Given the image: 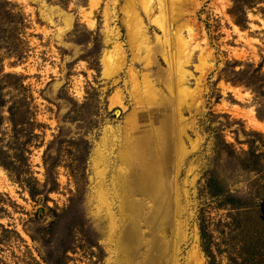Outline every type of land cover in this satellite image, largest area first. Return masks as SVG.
I'll return each instance as SVG.
<instances>
[{"label": "rangeland", "instance_id": "rangeland-1", "mask_svg": "<svg viewBox=\"0 0 264 264\" xmlns=\"http://www.w3.org/2000/svg\"><path fill=\"white\" fill-rule=\"evenodd\" d=\"M159 6L0 0V264H264V0ZM172 19V33L192 35L188 93L161 27ZM99 153L111 232L96 206ZM150 158L163 188L148 197ZM116 170L136 216L112 192Z\"/></svg>", "mask_w": 264, "mask_h": 264}, {"label": "bare ground", "instance_id": "bare-ground-1", "mask_svg": "<svg viewBox=\"0 0 264 264\" xmlns=\"http://www.w3.org/2000/svg\"><path fill=\"white\" fill-rule=\"evenodd\" d=\"M140 1H141V5L143 6L144 10H146V13H149V15H150L151 14V2H152V0H140ZM186 1L187 0H185V1L183 0L182 2H179V3H177L175 1V3H174V0H167V1L166 0H159L160 6H159L158 9H161V11H163L168 6V7H171L172 10H174V9H176L175 5H177L178 8H181L182 5L186 4ZM174 18H175V16H173V19ZM173 19L170 22H168V21L166 22L165 21L164 22V25H161V24L160 25H161V27L163 26V28L165 29L166 35H169L171 33L170 35H171V38L172 39L170 40V47L172 46L173 47V50H174L173 55H174V64H175L173 66L176 68L175 71H176V75L178 76L179 84L183 85L184 86L183 87V91L185 93H188L187 90H186V88H185V85H184V83H186V81L184 80V71L185 70H184V64L181 62V60H185L184 59L185 57H190L191 56L190 52L188 51V47H189V44L191 43L192 35L190 33V34H188V36H190V39L186 38L187 36L185 35V33H183L182 29H175V32L172 33L171 32V27H172L171 23H173ZM137 23L139 25L138 27H140V24L143 25V23H144L143 19L139 15L137 16ZM132 32H134L135 34H133V35H135L137 37V29H135ZM142 32H143V30H142ZM145 33H146V29L144 28V41H145L146 44H148L149 42H148V40H146V37H145L146 34ZM140 35L142 36V34H140ZM117 46H118V44H117ZM120 49L121 48H119L118 51H120ZM107 62L109 63V65L111 66V68H114V70L117 69L118 66H120V60H117L115 62H112L111 58H110V60L108 58V61ZM119 101H120V99H119ZM149 140L151 141L152 138H150V139L148 138V140H144L143 139L140 142H137L136 146H137V148L141 149V151H138L137 152V154L135 156V159L136 160H137V158L139 156L142 159L143 163H146L149 160V156L148 155L151 154L150 152H153V149H154L153 147L148 146V144H149L148 141ZM111 142L113 143L114 142V139H112V140L106 139L105 140L104 145H106V150H109L110 145L113 146V144H111ZM181 144H183V141L182 140H181ZM122 156L125 157L127 155L126 154H123ZM130 157L131 156H127V158H130ZM97 158H98V161L96 163V171H97L96 172V175H97L98 181L95 184L96 185V188H95V191H94V192H96V197H97L96 198V200H97V205L96 206H97V208L102 206L103 208H105L107 210V213H106L107 215H105V216H106V218L108 220H110L111 225L108 228V232H111L114 229L113 222H115L116 220H115V215L113 214V211L111 210V206H112V199H111V192H110L111 191V188L109 187L108 183L106 182V178H105V173H107V170L109 169V167H108L109 158L107 157V155H105L103 153H99ZM154 160L156 161L157 158L154 157ZM155 161H152V159H151L150 162H149V164H151V167H148V168H146L144 170V179H145V181H148V179H149V182H150V183H148V189L146 191L148 197L151 196L155 192L156 186H158V189L163 188L160 185H157L156 184V181L157 180H160V178H159V170H158L159 167H158V165H157V163ZM153 162L157 166L156 168L152 167ZM116 172H117L116 173L117 175L115 174V177H113V179H112V185H113L115 191H112V192L115 193V194H118L120 196L121 201H119V202H121V204H122V208L124 210L123 212H125L127 214L128 213L129 214L130 213L131 214L134 213V215L136 216V213H137V207L136 206L137 205L133 203L132 196L127 193V188L125 187L126 184H127L126 183V178L123 177L124 174L122 175V172L120 173L119 170H116ZM140 185L143 186L144 184H142L140 182ZM154 196L155 195H153V197ZM180 201H181L180 200V194L177 193V203H176V206L178 208L176 207L175 209H178V211H180V208H181ZM163 206L165 207V205H161L160 207L163 208ZM155 212H156V214H155ZM162 212L163 211H161V210L155 209L154 210V217H155V219L157 217L161 218L160 217V214ZM130 217H133V215H131ZM159 220H161V219H159ZM163 243L165 245V249L170 250L169 242L168 241H165ZM148 244H150L149 247L151 249L153 247L152 243L149 242ZM178 245H179V241L177 239V242L176 243L174 242V248L176 250H178ZM128 249H130V247ZM175 261H176V258H173V257L172 258H169L168 261H167V264H176Z\"/></svg>", "mask_w": 264, "mask_h": 264}, {"label": "trees", "instance_id": "trees-1", "mask_svg": "<svg viewBox=\"0 0 264 264\" xmlns=\"http://www.w3.org/2000/svg\"><path fill=\"white\" fill-rule=\"evenodd\" d=\"M6 2V1H5ZM6 74H11V73H6ZM2 104V103H1ZM8 108V111H9V119H10V121H11V123H12V128H14V126L16 125V124H19L20 122H18L17 120L18 119H16L15 118V116H17L16 115V113H17V111L15 110V107H13V106H8L7 107ZM19 113V112H18ZM17 113V114H18ZM2 120H3V114L1 113V111H0V124L2 123ZM0 150H4V149H2V147H0ZM256 238V237H255ZM259 241V240H258ZM256 242H257V238H256V241H255V239L252 241V243H251V246L252 247H256ZM253 252V251H252Z\"/></svg>", "mask_w": 264, "mask_h": 264}]
</instances>
